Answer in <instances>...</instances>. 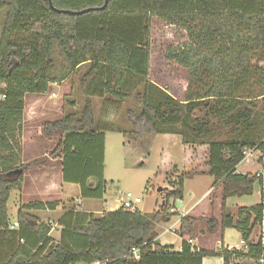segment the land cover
I'll list each match as a JSON object with an SVG mask.
<instances>
[{
    "label": "trees",
    "instance_id": "trees-1",
    "mask_svg": "<svg viewBox=\"0 0 264 264\" xmlns=\"http://www.w3.org/2000/svg\"><path fill=\"white\" fill-rule=\"evenodd\" d=\"M51 3L58 10L97 9L71 15L54 11L48 0H0L4 11L0 32V95H4L0 100V264H201L206 256L220 257L223 264H243L238 259L260 264L264 256L261 237L242 250L194 252L187 241H182L180 251L156 241V224L172 215L168 198H182V174L172 182L160 207L150 213L131 212L122 206L88 213L84 224L68 222L62 231L65 235L54 241L47 236L46 226L33 227L20 209L18 228L9 229L10 192L21 189L26 168L41 163H22L18 149L24 97L47 93L52 84L65 82L84 65L86 70L78 78L81 109L45 121L41 128L47 137L62 132L55 150L64 153L65 163L70 157L87 160V176L96 175L97 181L86 184V190L99 193L104 188L105 131L121 132L135 140L146 135H178L181 144L192 150L205 146L211 186L221 194L220 219L213 212L205 217L183 215L178 234H190L203 222L209 232L219 225L235 228L246 241L264 220V162L260 161L262 173H236L244 150L264 147V0H108L103 9L105 0ZM153 18L185 32V41L168 46L164 55L187 70L182 100L149 79ZM134 92L138 111L126 109L129 129L100 121L97 130L92 98L124 102ZM91 163H98L99 168L91 169ZM256 183L259 203L239 207L235 214L226 210L227 198L252 195ZM55 206L54 202L30 203L23 208ZM132 248L137 249V258L129 254Z\"/></svg>",
    "mask_w": 264,
    "mask_h": 264
},
{
    "label": "rangeland",
    "instance_id": "rangeland-1",
    "mask_svg": "<svg viewBox=\"0 0 264 264\" xmlns=\"http://www.w3.org/2000/svg\"><path fill=\"white\" fill-rule=\"evenodd\" d=\"M4 20V11L0 10V32ZM185 32L173 25H169L166 22L153 18L151 21V33H150V59H149V79L151 82L162 89L167 90L175 98L182 100L184 90L187 84V70L182 66L168 61L165 59V51L168 46H175L185 41ZM86 70V65L77 69L76 73L72 75L65 82L55 84L49 87L47 93H45L43 101L46 97L52 98V105L47 104L52 113L51 119L42 120L44 116L39 117L37 120L42 123L45 121H53L59 119L60 116H55V111H61L59 115L67 112L79 111L83 104V96L78 88L79 75ZM139 88L137 91H141ZM136 92L132 93L131 97L124 102L110 100L112 102H106L99 97H93L95 119L97 121L96 129L99 128V123L105 116L109 117L112 121V125L120 126L122 129H129V124L125 118L126 109H134L138 111L134 96ZM39 98V97H38ZM49 98V99H50ZM104 101V103H103ZM49 103V102H48ZM72 103V104H71ZM262 102L259 101V106ZM48 113V114H49ZM50 115V114H49ZM97 132V131H96ZM57 136V135H56ZM58 137V136H57ZM181 142L180 136H178ZM225 137V136H223ZM222 137V138H223ZM58 139H53L52 147L50 149L49 157L54 158L58 151L54 150ZM38 145L35 149V153H39L43 147L49 145L47 138L38 139ZM177 137L173 135H146L142 139L135 140L121 132L109 131L106 133L105 138V152H104V178L107 181V185L104 191L103 200L99 202L101 207L105 210H114L120 206V197L122 194L130 192L134 197H139L141 202L137 204V207L143 211L147 210L152 212L157 210L163 200L164 196L172 188V182L178 179V175L182 174L183 187H184V201L187 205L195 201V197H199V194L205 192L210 188L213 181V177L208 174L207 166L205 165L206 151L205 146L203 150L196 154V166L195 164H186L184 156L187 154V150H184V146L180 142H177ZM29 151H27V154ZM37 153V154H38ZM263 161L259 157H255V160ZM48 157L40 156L37 161H40V165L45 164ZM69 159H65L68 164ZM64 161V156H63ZM245 162L239 163L240 168H245ZM39 165V164H38ZM41 165V166H42ZM37 166V165H35ZM248 170L260 169L261 166L256 161H251L248 165ZM54 167V166H53ZM202 171L196 172L200 169ZM91 169L96 170V165L93 163ZM239 171V167L237 169ZM96 176V175H95ZM97 181V178L93 177L90 184ZM99 188V182L96 185ZM258 187V184H255ZM69 194L75 197L77 189L69 187ZM190 194V195H189ZM247 197L242 198L244 202ZM239 201V199H237ZM73 200L67 202V206H72ZM87 206L89 200H82ZM207 200L204 199L197 205L194 212L202 213L207 211ZM210 207V211L214 209ZM231 207V206H230ZM170 210V209H169ZM205 211V212H206ZM218 213L214 211V213ZM175 217L178 212H170ZM165 220H163L164 222ZM170 223L166 224L167 226ZM161 229L158 228V231ZM178 235L173 231H168L162 241H176L177 246Z\"/></svg>",
    "mask_w": 264,
    "mask_h": 264
},
{
    "label": "crops",
    "instance_id": "crops-1",
    "mask_svg": "<svg viewBox=\"0 0 264 264\" xmlns=\"http://www.w3.org/2000/svg\"><path fill=\"white\" fill-rule=\"evenodd\" d=\"M52 84L50 87L54 86ZM45 94L37 95V94H26L24 97V110H23V121L22 128L20 134L17 136L18 149L21 153V160L24 164H29L37 161V159L42 157H48V160L45 164H39L37 166L33 165L28 168L23 173V183L20 190L13 189L10 192L9 199L7 201L8 208V224L9 229L16 230L18 228L17 222V212L22 209V211L28 214V221L33 227H37L38 225H44L48 229L47 236L52 238L54 241L61 240L62 233L64 227L68 225H74L76 223L84 224L87 218L88 213H96L101 214L103 212H108L105 210L99 202L103 200L104 191L107 185V181L104 178V148H105V138L106 133L109 131H105L103 135V165H102V179L105 181L103 185L104 188L101 192H93L88 191L84 187L88 184L89 181L94 176L90 174L87 176V170L85 167L87 166L86 159H76L74 157H70L68 160V164L63 161L64 153L59 151L58 154L54 158L49 157L50 149L52 147V140L58 139L63 135L62 132L58 131L54 137H47L42 131L41 125L42 120L51 119L52 113H49L51 110L48 108L47 104L52 105V98L46 97L48 100L46 102L42 100ZM39 97V98H38ZM50 98V99H49ZM49 102V103H48ZM47 113L45 116L44 114ZM50 115H49V114ZM61 111H55V116L59 115ZM41 116V121L37 119ZM103 122L110 121L109 117H106L102 120ZM112 122V121H110ZM177 137V142H180L178 139V135H173ZM47 138L49 140V145L47 147H43L39 153H35V149L38 145V139ZM57 140V141H58ZM40 143V142H39ZM181 143V142H180ZM183 146V145H182ZM41 147V146H40ZM203 150V147L196 148L192 150V148L188 146H184V150H187V154L184 156V160L186 164H195L196 166V154L199 153V150ZM55 150V149H54ZM27 151L29 153L27 154ZM252 161H256L260 164V169L248 170V165L251 161L245 164V168L242 169L240 166L236 167V173L245 174V173H262V163H260L255 158ZM264 162V158H263ZM54 166V167H53ZM93 166V163L90 164V168ZM239 167V171L237 170ZM96 168L98 169V163ZM200 170V169H199ZM197 171V170H196ZM212 185V183H211ZM206 190L205 192L199 194V197H195V201L191 202L187 205L184 201V187L181 202L179 203V211L176 217L175 215H171L169 218L165 219V221H159L156 224V232L157 238L156 241L159 242L160 245H168L172 247L173 251H180L182 241H187L188 239L192 240V246L196 249L207 250V251H218L221 248L237 249L242 250L246 249L245 245L240 244L241 233L237 231L235 228H225L221 229L220 225L213 232H209L206 229V226L203 222H200L196 225L195 229L190 234H178V228L180 225V218L183 215H191L194 217H205L211 214L210 205L212 203V208L214 211L218 213L213 214L217 219H220L221 213V194L220 190H213L212 186ZM74 187L77 189V194L75 197L70 196L69 187ZM190 195V194H189ZM125 194L121 195L120 206L124 199ZM246 198L242 201V198ZM204 199L207 200V211L202 213L194 212L197 205L200 204ZM239 199V201L237 200ZM69 200H73L72 206H67V202ZM82 200H89L88 206L86 203L82 202ZM260 201V187H255L254 192L250 196L243 197H230L225 200V208L231 214H235L237 208L239 207H249ZM56 203L54 209H24L23 206L30 203ZM163 200L161 201V204ZM160 204V205H161ZM231 206V207H230ZM118 207V208H119ZM160 207V206H159ZM116 208V209H118ZM114 209V210H116ZM139 211H141L138 208ZM113 211V210H110ZM154 211V210H153ZM142 213H150L147 210L141 211ZM177 212V211H175ZM62 218V219H61ZM170 223L168 226L166 224ZM158 228L161 230L158 231ZM173 231L178 235L177 246L175 245L176 241L163 242V236L168 231ZM261 237L262 244H264V220L260 225H257L253 228L249 238L245 241L246 244L249 242L255 243ZM236 262H242L243 264H255L252 261H245L238 259ZM201 264H223V261L220 257L216 256H206L203 257Z\"/></svg>",
    "mask_w": 264,
    "mask_h": 264
},
{
    "label": "built area",
    "instance_id": "built-area-1",
    "mask_svg": "<svg viewBox=\"0 0 264 264\" xmlns=\"http://www.w3.org/2000/svg\"><path fill=\"white\" fill-rule=\"evenodd\" d=\"M4 99V95H0V100ZM244 158L241 162L248 163L249 161H252L256 156L261 157L262 159L264 158V147L262 149L258 148H253V149H246L243 151ZM141 202V199L139 197H134L130 192L125 193L124 199L121 203V206L125 209L130 210L131 212H135L138 210L137 204ZM181 200L179 198H173L170 197L168 198V205H169V211L170 212H175L179 211V203ZM187 243L191 247V251L194 252L197 250L195 247L192 246V240L188 239ZM241 245H247L243 239L240 240ZM132 257L137 258L138 257V251L135 248H132L129 253ZM259 263L262 264L264 263V256H262L259 259ZM94 264H99V262H95Z\"/></svg>",
    "mask_w": 264,
    "mask_h": 264
},
{
    "label": "water",
    "instance_id": "water-1",
    "mask_svg": "<svg viewBox=\"0 0 264 264\" xmlns=\"http://www.w3.org/2000/svg\"><path fill=\"white\" fill-rule=\"evenodd\" d=\"M48 2H49V5H50L51 9H53L54 11H56V12H58V13H66V14H71V15H74V14L79 15V14H83V13H85V12H89V11H91V10H95V9H97V7H92V8L82 9V10H79V11L58 10V9H55V8L52 6L51 0H48ZM107 2H108V0H105L104 5L101 6L100 9H103V8L106 6ZM92 185H93V183L91 182V183L89 184V186H92Z\"/></svg>",
    "mask_w": 264,
    "mask_h": 264
}]
</instances>
